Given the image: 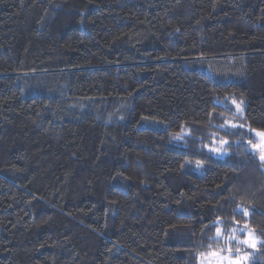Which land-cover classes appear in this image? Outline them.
I'll list each match as a JSON object with an SVG mask.
<instances>
[{
	"label": "trees",
	"instance_id": "16d2710c",
	"mask_svg": "<svg viewBox=\"0 0 264 264\" xmlns=\"http://www.w3.org/2000/svg\"><path fill=\"white\" fill-rule=\"evenodd\" d=\"M230 122L264 131V0H0V264H264Z\"/></svg>",
	"mask_w": 264,
	"mask_h": 264
},
{
	"label": "rangeland",
	"instance_id": "374dc122",
	"mask_svg": "<svg viewBox=\"0 0 264 264\" xmlns=\"http://www.w3.org/2000/svg\"><path fill=\"white\" fill-rule=\"evenodd\" d=\"M227 130H237L238 134L240 135L242 141L245 140H253L256 144H264V140H262L260 137L256 136V131L253 130H249L247 127H245L244 125H241L238 122H230L227 124ZM227 137H232L231 135H227ZM224 140H226V138H224ZM236 143V142H234ZM224 143L223 141L218 142L213 149H215V151H213L212 149V155L214 158L218 159V160H222L223 158H225V156L228 153V150L223 147ZM256 151H258L261 154V149L259 148H255ZM248 233H251L250 231H247L244 233V236L240 239L238 238L239 241H242L244 239L248 238ZM253 235V234H252ZM254 239L256 241H258V239L253 235ZM211 253V252H210ZM218 256H211L208 254L206 255H202L199 257L197 264H229V260L235 258L236 256L240 255H247L248 259L246 261H243L242 264H245L248 262L249 260V255L248 253H239L236 255H223L218 253Z\"/></svg>",
	"mask_w": 264,
	"mask_h": 264
},
{
	"label": "snow or ice",
	"instance_id": "6c2138e0",
	"mask_svg": "<svg viewBox=\"0 0 264 264\" xmlns=\"http://www.w3.org/2000/svg\"><path fill=\"white\" fill-rule=\"evenodd\" d=\"M233 103H235V102H233ZM237 107H239V105H237ZM255 134H256V136H258L262 140H264V131H256ZM223 143H226V141H223ZM253 147L261 149V154L258 156V159L262 164H264V144H256V145H253ZM213 151H215V149H213ZM244 214L247 215L248 213L245 212ZM216 234H217V236L221 235V229L220 228L216 229ZM247 235H248V238L244 239L242 241H239V243H243V244L247 245L248 247L255 249L258 241H256L254 239L252 233H248ZM230 239H235V237L233 236ZM228 251H229V253H231V246H229ZM237 252H239V249H237ZM209 255L218 256L219 254L215 251H212L211 253H209ZM247 259H248L247 255H242V256L238 255L235 258L230 259L229 264H242V262L246 261Z\"/></svg>",
	"mask_w": 264,
	"mask_h": 264
}]
</instances>
